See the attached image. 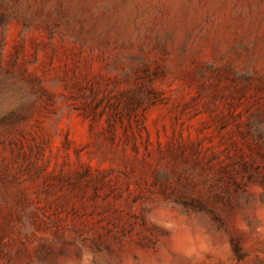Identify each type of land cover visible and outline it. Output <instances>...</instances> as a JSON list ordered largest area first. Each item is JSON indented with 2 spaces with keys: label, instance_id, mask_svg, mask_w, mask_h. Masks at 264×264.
<instances>
[{
  "label": "rangeland",
  "instance_id": "1",
  "mask_svg": "<svg viewBox=\"0 0 264 264\" xmlns=\"http://www.w3.org/2000/svg\"><path fill=\"white\" fill-rule=\"evenodd\" d=\"M0 264H264V0H0Z\"/></svg>",
  "mask_w": 264,
  "mask_h": 264
}]
</instances>
